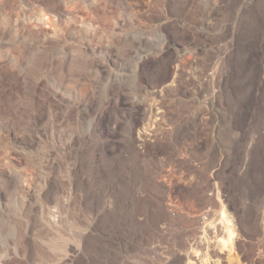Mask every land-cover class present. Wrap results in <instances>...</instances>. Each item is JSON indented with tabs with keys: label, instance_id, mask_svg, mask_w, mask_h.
<instances>
[{
	"label": "rangeland",
	"instance_id": "374dc122",
	"mask_svg": "<svg viewBox=\"0 0 264 264\" xmlns=\"http://www.w3.org/2000/svg\"><path fill=\"white\" fill-rule=\"evenodd\" d=\"M184 1H10L45 8L60 34L33 36L27 30L19 43L16 31L0 28V38H10L0 44V249L7 244L17 251L0 264H186L191 240L212 242L236 264L264 263V197L249 203L254 225L243 216L245 200L235 189L248 170L249 134H241L233 157L235 136L219 105L201 103L203 130L200 142L189 146H197L193 157L169 149L163 136L178 125L185 106L179 99L190 94L187 83L196 84L189 75L195 69L198 77L212 73L220 56L232 52L239 7L246 25L241 21L233 57L224 56L218 69L242 52L253 93H264V0L235 1L225 29L218 6L225 0H192L191 12L177 20ZM158 35L168 41L161 50L152 40ZM226 36L229 46L220 39ZM141 49L146 51L136 65ZM115 74L124 77L112 84ZM71 129L79 133L67 143ZM140 136L149 139L143 146ZM138 164L151 170L157 195L134 190ZM203 220L207 227L225 224L217 239L201 232ZM125 222L133 223L134 232L144 222L150 241L137 244L136 235L129 243L133 231ZM205 246L193 253L209 254Z\"/></svg>",
	"mask_w": 264,
	"mask_h": 264
},
{
	"label": "bare ground",
	"instance_id": "6f19581e",
	"mask_svg": "<svg viewBox=\"0 0 264 264\" xmlns=\"http://www.w3.org/2000/svg\"><path fill=\"white\" fill-rule=\"evenodd\" d=\"M235 1L237 2L238 0H225V1H223V3L220 2V4H218V6H223L222 8L224 11H226L228 8V12H229L230 16L227 15V17L229 16V18H228L229 20L232 19L233 10L236 7ZM184 3H185L184 8H180V9L177 8V14L175 15L177 17L176 18L177 20H180L182 17H186L191 12V10L193 8L192 0H185ZM245 5H247V4H245ZM247 10H251L250 6H248V5L246 6V11ZM238 12L239 13H237V12L236 13L239 15V18H236V20L234 22L235 27L233 29L232 37H231V41L233 40L235 45L232 44L233 45L232 47L228 45L229 41H228L227 36L220 38L221 41H223L224 44L228 45L230 47V49L232 50V52L226 51L224 54V56H228L229 58L233 57V54H230V53L234 52V48H235L238 40L240 39L238 36L242 35V30L239 31V34H236L237 28L239 27V29H240L241 21L244 25H246V22H247V16H245L246 13L243 16V17H245L244 21L242 19L240 20V18H242V15H243L241 7H239ZM211 21H209L208 24H210ZM255 25H256V22L253 21L252 27L254 28ZM253 28L251 29L252 31H253ZM202 31H203V29H202ZM252 34L254 35V31ZM253 35H252V39H251L252 42L254 39ZM152 40L154 42L155 49L161 50L164 46H166L168 44L167 38L163 37V35H160V36L158 35V37H154V39H152ZM141 51H142L141 53H137V55H136V60L134 62L136 65L142 59L141 55L146 50L141 49ZM238 53H236L237 61H235L233 63L231 61V65L228 67H224L222 71H221V68L219 70L218 67L220 66L222 60L225 58L224 56H220V59L218 58L219 60L213 64L214 68H216V69L211 70L212 73H207L202 77H198L197 71L195 69V72H193L189 75L188 80L193 78L196 81V84L191 87V85L187 83V91H189L190 94L183 97V98H186L185 100L179 99V101L184 102L183 105H185V106L181 110V112L179 113V119H177L178 125L176 126L174 132H171V133L166 132L163 136L166 140L167 146L170 147L169 149H171V148H173L175 150L179 149V150H182L183 153H185L187 155L189 154L191 156L193 154H196L197 150H194V149H197L196 148L197 146L195 148L189 147V146H195L196 142H198V140L200 139V136H199L200 131L199 130H203L202 127H199L198 121L201 122L204 117H202V116L199 117L197 115V113H198L197 112V106L201 105V103L206 104L208 107H210L212 109L214 108L215 104L219 105L220 118L225 122V125L227 126L226 129H228V132L230 134H232L233 136H235V138H233V140L231 141V143L229 145V149H230L231 154H233V157L236 155L234 152L235 147H240L241 134L244 131H246L249 134V138H250V140L248 142L249 148L245 147L246 148V156L248 157V161H247L248 162V166H247L248 170L243 175H241L240 178L237 180V185H236L235 189H236V192H237L238 196L240 197V199H242L243 201L245 200L244 204L246 205V207L243 211V216H245V217L250 216L251 222L255 225L258 222L257 217H255V215H253V212H252V209H250L249 203H251V202L254 203L255 201L261 200L264 197V93H260L261 92L260 89H259L260 92H258V93L255 92V94L253 93L254 88L252 86L253 81L250 77L251 74L250 73L248 74L247 72H245L244 71L245 68L241 67V62L243 60H245L246 55H243L242 52L240 53V51H238ZM231 55H232V57H231ZM194 62H195V60H194ZM235 64L237 65L238 70L234 69ZM244 65H245V63L243 64V66ZM134 70H135V68L133 67L131 69V71H134ZM176 74H177V71L175 72V75ZM123 77H124V75L120 76L118 74H115L112 77H109L108 81H110L112 84H114L117 81H121L123 79ZM126 77H129V76H126ZM133 80L135 81V77ZM136 80L138 81L137 77H136ZM175 81L176 80H174L173 82H175ZM139 86H141V85L139 84ZM199 90L202 91L201 97H199V95H198ZM106 96H107V91L105 90L103 97L105 98ZM157 116L164 117V114H163V112H158ZM183 116H185L186 120L181 118ZM90 124H91V121L87 124L88 125L87 129H86L87 131L90 130ZM190 124H192L194 126L191 128ZM63 133H64V130L60 134V136H61L60 139H62ZM78 133L79 132H74L71 129V133H70L71 137H70V140L67 141V143H71L73 138ZM151 136H154V134H152ZM182 137H183V139L185 138L183 140V142L180 141V138H182ZM139 138H140L139 141L141 143L140 146H143L147 141H149V139L146 137L142 138L140 136ZM199 142H200V140H199ZM211 146H208L207 148L210 150V148L212 149ZM206 154H207V152H206ZM141 166L144 168H142ZM137 170H138V176L135 180V186H134L135 189L134 190L138 194L143 195V196H148L150 194L157 195L156 194L157 188L152 183V180H153L152 175H151V178L149 177L150 173H152V172H150L151 170L149 168L143 166V165H140V164H138ZM91 177H92V175H91ZM89 181H90V178H89ZM100 181H101L100 184L104 183L103 178H100ZM222 182H224V181H222ZM220 186H221V184H220ZM231 187H233L232 184H231ZM231 190H233V189H231ZM247 202H248V204H247ZM256 208H257L256 210L259 211V209H260L259 203H256ZM263 215H264V210H263ZM214 219H215V217H214ZM209 220H210V218H209ZM209 220H208V222H209ZM206 223L207 222L204 221L205 225L203 224L204 226H203L201 232H207L208 234H211V236L213 235V237H216V235L218 233L223 232V226L225 225L224 223H223L224 225L221 226L220 222L219 223L217 222V224H216L214 221L215 224L213 225L211 223V225H209V227H207ZM124 224L129 229H131L133 231V232H129V237H128V240L130 241L129 243H132V244L134 243L136 235H137V239H136L137 244L139 243L142 245L145 243L146 239H149V234H147L146 232L144 233V231H143V229L145 228L144 222H142L140 225H137L136 228L134 227L135 229H137L136 232H134L132 222H125ZM260 228L262 229V232H264V224L263 223H262ZM202 235H204V234H202ZM229 235H231V234H229ZM216 239H217V237H216ZM148 241H150V239ZM191 241L192 242L188 243V250L186 249V251H187L186 256H185L186 260H184V261H187L186 264H210V263L212 264V262H211V261H213V260H211L212 258L215 260L216 264H236L232 257L227 256L222 252H219L218 249L216 248V246L214 244H212V242L210 243L211 244L210 245L209 243L207 244L204 241L208 246L211 247V249L209 250L210 251L209 254L206 253V251H205L204 252L205 254L203 253L204 256H200V254L198 256L195 255L193 253L194 247H201L202 248L203 246H205V243H203L202 241L198 242L197 240H191ZM208 246H205L204 248L207 249ZM127 249H129V248L127 247ZM13 254H15V255L17 254V251L15 248L10 249L7 244L4 246L2 245V248L0 249V263L2 261L9 260L11 255H13ZM205 256L209 257V258L204 259ZM256 256L259 257L258 254L254 255L253 263L256 260V258H255ZM261 259L259 258V260H260L259 264H264ZM215 262L213 261V263H215Z\"/></svg>",
	"mask_w": 264,
	"mask_h": 264
},
{
	"label": "built area",
	"instance_id": "2783aa9c",
	"mask_svg": "<svg viewBox=\"0 0 264 264\" xmlns=\"http://www.w3.org/2000/svg\"><path fill=\"white\" fill-rule=\"evenodd\" d=\"M10 1L11 0H0V28H3V30L12 29L16 31L17 35H20V39L16 36L17 42H25V33L27 30H30L33 36H39L44 32L45 34L50 33L53 36L60 34L56 30V28H60L59 24L54 21L53 17L47 13L45 8L39 6L38 4L30 5L27 3L15 6L10 3ZM222 7L223 6H219V9L221 10L219 21H223L222 26L225 29L230 20L227 17L228 8L224 11ZM19 11L25 12L22 17L17 15ZM26 13L29 14L27 17L28 20L27 18H24ZM51 28L52 32L47 30ZM32 35H30L31 38H33ZM2 43H10V38H0V44Z\"/></svg>",
	"mask_w": 264,
	"mask_h": 264
}]
</instances>
